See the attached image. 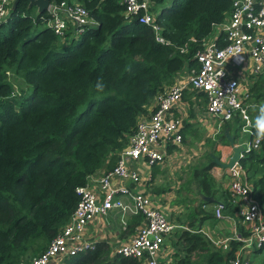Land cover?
<instances>
[{"label": "trees", "instance_id": "obj_1", "mask_svg": "<svg viewBox=\"0 0 264 264\" xmlns=\"http://www.w3.org/2000/svg\"><path fill=\"white\" fill-rule=\"evenodd\" d=\"M74 1L93 22L68 30L65 38L47 23L48 9L32 13L36 6L29 0H16L0 19V264H19L45 248L72 212L76 187L101 166H113L144 104L184 65L196 64L194 52L227 16L232 0H152L163 41L146 24L125 16L122 0ZM14 76L18 84L10 80ZM249 91L264 102L263 82H253ZM242 123L233 115L222 127L235 135ZM215 135L226 141L222 130ZM239 162L264 210L259 194L264 191V142L245 151ZM213 164L205 153L192 164V175L189 171L186 181L194 185L197 206L177 227L176 264H223L238 244L230 239V248L222 250L199 228L202 219L215 216L202 204L221 202L225 212L235 210L209 172ZM137 214L131 221L141 218ZM191 254L199 259L190 261ZM64 262L141 264L135 257L109 254L105 241Z\"/></svg>", "mask_w": 264, "mask_h": 264}, {"label": "built area", "instance_id": "obj_2", "mask_svg": "<svg viewBox=\"0 0 264 264\" xmlns=\"http://www.w3.org/2000/svg\"><path fill=\"white\" fill-rule=\"evenodd\" d=\"M122 3L125 16L135 17L146 24L153 31L155 39L163 41L155 12L151 9L152 0H122ZM7 4L8 0H0V19L7 14ZM47 9L50 13L47 23L61 38L66 37L68 30L80 31L81 25L93 22L87 9L74 0L49 3ZM214 25L220 30V42L216 41V36L205 43L204 39L201 48L194 52L196 64L183 66L174 74L172 83L153 95V109L145 115L140 113L125 145L117 151L113 166L97 176L98 186L104 192L102 199L98 201L96 192L91 189L89 174L85 183L76 187L79 197L67 221L45 248L29 261L19 264H65L62 260L65 256L93 249L94 241L84 234V228L94 216L105 214L113 208L120 210L122 223L125 212L140 213L142 217V223L131 236L118 244L115 252L135 257L141 264H161L158 255L163 242L177 224L168 218L166 211L153 204L152 195L145 189H130L129 183L140 180L131 163L140 158H145L148 164L160 162L163 154L157 145L166 142L165 139L180 141V119L173 117L170 110L179 101L184 87L205 92L206 112L213 118L217 128L233 115H238L243 121L241 129L250 133L253 130L248 124L251 119L246 102L247 85L242 86L234 74L246 59L249 60L247 78L264 72V0H232L227 16ZM234 54L237 56L233 57ZM225 56L229 59L225 60ZM239 57H242V61ZM222 69L225 75L218 77L217 73ZM244 144L246 151L257 148L255 135ZM243 153L239 152L241 156ZM225 169L228 178L226 189L231 202L235 203V213L246 224V233L243 236H217L200 230L214 246L222 247L223 250L230 248V239L239 240L233 248V254L223 264H251L247 253L251 248L264 244V210L245 181V169L239 160H234ZM114 176L125 183L111 185L110 179ZM214 215L222 217L221 202L215 203Z\"/></svg>", "mask_w": 264, "mask_h": 264}, {"label": "crops", "instance_id": "obj_3", "mask_svg": "<svg viewBox=\"0 0 264 264\" xmlns=\"http://www.w3.org/2000/svg\"><path fill=\"white\" fill-rule=\"evenodd\" d=\"M219 32L220 30L217 29L216 25V31L213 32L212 35H209V33L208 37L205 38L204 43L212 36H216V41L220 42ZM185 66L187 65H184V67ZM248 67L249 60L246 59L245 62L238 67V71L234 75L242 86L247 85L248 96L250 95L252 99H255L251 96L252 91H249V88L253 82L257 84H260L261 82L264 83V78H262L264 72H262V74L259 73L260 75H256L253 78H247ZM173 78L174 75L171 80L172 82ZM168 85L169 84L164 85L163 88ZM247 103L249 114V107L259 105L262 101L259 98L257 100L255 99L253 102ZM153 107L154 97L152 95V97L144 104V109L141 113L145 115L150 112ZM170 111L173 117L180 119V141L175 142L170 139H165L166 142H160L157 145L158 149L163 154L160 162L148 164L145 158H140L131 163L132 168L138 172L140 180L138 182L129 183L128 185L132 190L145 189L149 192L152 195L153 204L158 206L161 210L166 211L168 218L177 224V226L173 228H176L177 230V227L180 225L179 222L185 223V215L189 212V208L191 206H197V200H192L193 196H189L185 193L186 188L184 187V184H186V180L189 178V168H191L194 162L200 160L205 153H209L211 156L214 155L223 162L232 152L227 139L226 141H219L215 138V134L222 130L223 134L231 136L233 138V143H236L237 145L246 142L251 139L252 136L250 132L242 130L241 126L235 135L229 126L222 127L221 125L217 128L213 118L206 112V94L199 89L184 87L181 91L179 101ZM251 115L252 114L249 115L250 119L254 122V118H251ZM189 157H192L193 162L187 165ZM106 169V166H101L91 174L89 179L90 187L96 192L98 201L102 199L104 192L98 186L97 176ZM209 172L214 179L219 182L218 186L227 192L230 204L235 206V203L231 202L230 195L226 189L228 180L226 169L215 163L210 167ZM183 173L185 176L182 175ZM260 176V172L255 174L256 178H259ZM244 179L249 184L252 191L254 186H252V182L248 180L246 172ZM121 183L125 182L119 177L114 176L110 179L111 185H119ZM259 194L262 196L261 201L264 205L263 189H260ZM215 203L216 202H207L202 204L200 208L205 212L208 210L213 212ZM133 215L138 214L125 212L123 216L124 222L122 223L120 220V210L113 208L112 210H108L105 214L94 216L89 222H87L84 228V234L88 236L89 239L93 240L94 244L98 241H105L109 246V254H113L118 244L131 236L135 228L142 223V217L135 222L131 221ZM210 217H212V219H207V217L202 219L199 228L209 232L211 235L243 236L246 233V224L241 222L240 218L235 213V210L233 213L222 210V217ZM239 227L243 233H240ZM233 239L239 242L238 239ZM175 240L176 237L171 240H164L162 250L158 255L161 264H176L175 261L177 256L174 254L175 251L173 250L172 245V242ZM258 247L255 246L251 248L247 253V257L251 264V253ZM218 248L222 249V247ZM27 254H30V252H27ZM32 256L33 255H31V257ZM67 257L68 256H65L62 260L65 261ZM193 259L196 260L199 258H197L195 254H191L189 260L193 261ZM25 260L26 259H22V261Z\"/></svg>", "mask_w": 264, "mask_h": 264}, {"label": "rangeland", "instance_id": "obj_4", "mask_svg": "<svg viewBox=\"0 0 264 264\" xmlns=\"http://www.w3.org/2000/svg\"><path fill=\"white\" fill-rule=\"evenodd\" d=\"M12 2H13V0H8V4L6 5V10H9V8H10V6H11V4H12ZM35 11H36V8L34 9V10H32V13H35ZM216 31V25H214L213 27H212V30H211V32H210V34L209 35H212V33L213 32H215ZM8 74H10L8 71H6ZM13 79H17L15 76L14 77H12V78H10V80L12 81V82H15L16 84H18L17 83V81L16 80H13ZM18 87H19V85H18ZM29 89H30V86H26L25 87V92H27V91H29ZM253 101H255V99H252L251 97H250V95L248 96V98L246 99V102H253ZM252 108H253V110H254V107H249V115L250 114H252L251 115V118H255V116L258 114V112H257V110H254V113H253V110H252ZM240 146L243 148L244 146H245V144L244 143H240ZM193 162V160H192V157H189L188 158V163H187V165H189V164H191ZM204 162H206V161H204ZM195 163V162H194ZM190 170V174L192 175V173H193V168H189ZM183 176H185L184 175V173L182 174ZM189 186V188H187L186 189V194H188L189 196H193V199H195L194 197H195V195H194V189H192L193 188V186L194 185H192V184H190L189 185V183H188V181H186V184H184V187L186 188V187H188ZM193 207L194 206H191L190 208H189V211H192V212H195L196 213V211L193 209ZM192 215H194V217H195V219H197V215L196 214H194V213H192ZM208 218H211L212 219V217H207V219ZM176 233H177V230L176 229H172L171 231H170V233L169 234H167V236H166V238H165V241H167L168 239H173V238H175L176 237ZM174 249V248H173ZM251 254H253V255H251V260H252V264H264V246L262 247V249L261 250H259V251H257V252H252ZM30 259V258H29ZM29 259H26L25 261H29Z\"/></svg>", "mask_w": 264, "mask_h": 264}, {"label": "clouds", "instance_id": "obj_5", "mask_svg": "<svg viewBox=\"0 0 264 264\" xmlns=\"http://www.w3.org/2000/svg\"><path fill=\"white\" fill-rule=\"evenodd\" d=\"M223 55V54H222ZM237 56V55H233ZM229 59L228 56H225V60ZM239 60L242 61V57H239ZM225 75V71L222 69L220 72L217 73L218 77H222ZM213 85H215V80H213ZM96 88L98 91H102L104 88V85L101 82H98L96 85ZM258 109V114L254 118L253 121H249L248 124L250 127L254 129V135H255V144L257 146L260 145L261 142H264V102L260 103L259 105L254 106V110ZM237 147L239 145H236Z\"/></svg>", "mask_w": 264, "mask_h": 264}, {"label": "water", "instance_id": "obj_6", "mask_svg": "<svg viewBox=\"0 0 264 264\" xmlns=\"http://www.w3.org/2000/svg\"><path fill=\"white\" fill-rule=\"evenodd\" d=\"M16 0H13L12 4L15 3ZM29 5H35L37 11H40L42 9L47 8L48 4H49V0H29ZM226 139L231 147V154L228 156V158L225 161H220L216 156H212V160L214 163L220 165L221 167H227L230 166L232 164V162L234 160H239V158L241 157V155L239 154V152H245L246 149L242 148L240 145L237 147L236 145L233 144V138L229 135L226 134ZM205 200H210L211 197L210 196H202Z\"/></svg>", "mask_w": 264, "mask_h": 264}]
</instances>
